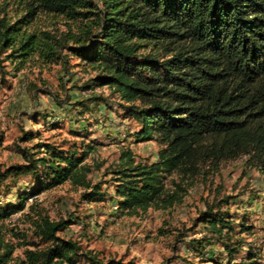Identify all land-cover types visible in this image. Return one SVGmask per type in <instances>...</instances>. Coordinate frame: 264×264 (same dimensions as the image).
Returning <instances> with one entry per match:
<instances>
[{"label": "trees", "instance_id": "16d2710c", "mask_svg": "<svg viewBox=\"0 0 264 264\" xmlns=\"http://www.w3.org/2000/svg\"><path fill=\"white\" fill-rule=\"evenodd\" d=\"M9 0H4V11ZM19 9L14 20L0 15V52L15 45L29 57L44 47V57L65 67L67 51L92 66L96 75L87 90L109 88L119 96L127 117L139 125L138 143L161 145L158 160L139 163L132 151L122 154L117 175V215L133 216L149 209L169 210L182 202L170 193L164 180L177 175L190 179L220 170L222 163L246 157V167L264 175V0H15ZM40 14L64 17L77 26L57 36L41 32L21 33ZM0 60V68L1 66ZM97 99L88 98L82 107ZM34 134H25L29 142ZM38 149L23 148L26 161L1 172L0 181L11 175H33L36 188L23 194L18 206L0 209V220L24 211L30 198L67 183L82 189L90 203L105 197L89 175L86 161L93 148L80 151L52 143ZM42 150L44 152H42ZM181 188V186H178ZM204 215L209 229L222 239L230 222L215 208ZM75 223L72 218L34 221L35 235L43 248L25 251L20 264H76L82 251L78 241L60 237ZM37 246L36 244H29ZM242 245H227V264ZM14 247L6 245L0 264H9ZM91 264H136L133 261L88 257ZM171 264V262H166Z\"/></svg>", "mask_w": 264, "mask_h": 264}, {"label": "rangeland", "instance_id": "374dc122", "mask_svg": "<svg viewBox=\"0 0 264 264\" xmlns=\"http://www.w3.org/2000/svg\"><path fill=\"white\" fill-rule=\"evenodd\" d=\"M4 0L0 6L4 7ZM15 0H9L1 17L14 20L19 15ZM1 10V7H0ZM77 26L64 17L40 14L21 33L41 32L57 36ZM29 57L19 58L18 46L0 52V169L25 164L23 148L37 152L34 146L52 143L64 148L76 146L80 151L93 148L87 163L92 166L89 178L99 184L105 197L99 202L82 199L83 190L67 183L29 199L24 211L0 220V254L6 245L15 248L9 264H20L25 251L43 248L35 235L34 221L46 216L51 221L72 218L75 223L60 237L80 243L82 251L76 264H91L88 257L98 260L133 261L136 264H227V245L239 242L233 251L234 262L264 264V175L245 165L247 158L222 163L220 170L185 179L173 175L164 180L170 193L178 192L182 202L169 210L149 209L133 216L117 215L120 198L116 185L122 169V154L130 150L139 163L158 160L161 145L157 142L138 143L134 133L139 125L127 117L119 96L109 88L87 90L86 84L96 71L86 62L67 51V64L52 63L39 47ZM93 101L82 107L88 98ZM25 134H34L29 142ZM42 152H44L42 150ZM178 186H181L179 188ZM36 188L33 175H11L0 181V209L20 204L23 194ZM227 200L220 211L230 222L233 232L224 229L221 238L209 229L204 215L219 201ZM36 244L37 246L29 245Z\"/></svg>", "mask_w": 264, "mask_h": 264}]
</instances>
